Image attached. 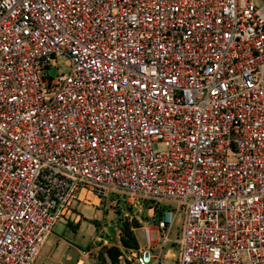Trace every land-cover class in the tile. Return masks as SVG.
Listing matches in <instances>:
<instances>
[{
	"label": "built area",
	"instance_id": "obj_1",
	"mask_svg": "<svg viewBox=\"0 0 264 264\" xmlns=\"http://www.w3.org/2000/svg\"><path fill=\"white\" fill-rule=\"evenodd\" d=\"M87 193L151 205L119 264H264L260 0H0V264Z\"/></svg>",
	"mask_w": 264,
	"mask_h": 264
},
{
	"label": "rangeland",
	"instance_id": "obj_2",
	"mask_svg": "<svg viewBox=\"0 0 264 264\" xmlns=\"http://www.w3.org/2000/svg\"><path fill=\"white\" fill-rule=\"evenodd\" d=\"M264 5V0H260ZM257 3V1H256ZM59 70V71H58ZM68 70L63 64V59L55 69L51 70V74H57L60 71ZM88 200L91 202L93 194L87 193ZM105 199L100 201V206L75 202L74 207L77 212L88 217L83 219L79 225L74 228L66 225L65 218H60L54 224L52 233L46 239L41 252L37 256L36 264H77V260L82 257L79 250H88V258L93 259L91 264H103L102 259L98 258L100 251L103 250L101 238H108V241L116 243L119 240L121 224L123 221L141 220V224H146L151 227V238L153 241L157 239L155 230V221L150 216L151 211L148 210L150 204L145 202L143 206L128 207L124 204V199L117 195H105ZM94 199L98 201L95 197ZM115 200L118 205L112 206L110 200ZM121 211V209H123ZM127 213V217L124 214ZM130 219V220H128ZM97 220V221H93ZM139 222V221H138ZM73 224V222L71 221ZM179 221L173 224L172 235L178 234L177 227ZM135 238L139 245H144V237L142 228H136L134 231ZM174 237V236H173ZM168 245L165 246L167 248ZM175 248H171L170 253L174 252ZM88 262L90 259L87 260ZM85 260V264H88ZM104 264H110L106 257ZM161 264H174L172 260H164L161 258Z\"/></svg>",
	"mask_w": 264,
	"mask_h": 264
},
{
	"label": "crops",
	"instance_id": "obj_3",
	"mask_svg": "<svg viewBox=\"0 0 264 264\" xmlns=\"http://www.w3.org/2000/svg\"><path fill=\"white\" fill-rule=\"evenodd\" d=\"M84 195V194H83ZM98 201H96L95 199H94V197H93V199H92V201L90 202L89 200H88V198L87 199H83V200H81V201H76V202H79V203H84V204H89L90 203V205H93V206H95V207H99L100 206V201L102 202V200H107V199H105L104 197H99V196H97V195H93ZM144 204H142V206H143ZM151 206V205H150ZM148 210H150V207L148 208ZM88 217H86V216H84L83 214H79L78 212H77V210L75 209V207H74V204H73V206H72V213L70 214V216H68V217H65V219H66V221H65V223H66V225H68V227H71V228H74V226L75 225H79V223L83 220V219H87ZM128 220H130V219H128ZM71 221L73 222V224L71 223ZM94 222L95 221H97V220H93ZM139 221V223H140V226H138V227H132V230H133V233H134V231H135V229L136 228H142L143 227V225L141 224V220H138ZM121 226V225H120ZM151 228V227H150ZM119 237H120V234H119ZM101 238V241H102V244L101 245H105L106 247H110V246H116V247H118V249H119V251H120V247L122 246L120 243H119V241H117L116 243H112L111 241L109 242L108 241V238H102V237H100ZM138 243V242H137ZM139 245V244H138ZM44 246V245H43ZM43 246L41 247V249L43 248ZM104 247V246H103ZM41 249H40V251H39V253L41 252ZM102 251V250H101ZM100 251V252H101ZM79 252L81 253V255H82V257L81 258H79L78 260H77V264H85V260L87 261L88 259H90V261L88 262V264H91L92 262L91 261H93V259H91V258H88V253H89V251L86 249V250H79ZM39 253H38V255H39ZM120 253V252H119ZM102 255V256H101ZM119 256V255H118ZM106 257L109 259V257H108V255L105 253V252H103L102 254H100L99 255V259L101 258L102 259V261L101 262H103V264L105 263V261L104 260H106ZM109 261H110V264H113L112 262H111V260L109 259ZM97 264H100V263H97ZM117 264H119V257H117Z\"/></svg>",
	"mask_w": 264,
	"mask_h": 264
},
{
	"label": "trees",
	"instance_id": "obj_4",
	"mask_svg": "<svg viewBox=\"0 0 264 264\" xmlns=\"http://www.w3.org/2000/svg\"><path fill=\"white\" fill-rule=\"evenodd\" d=\"M156 215L159 216L160 212H156ZM140 226V223L137 220H131L129 221H123L121 224V230H120V237H119V243L124 247H138L137 240L135 238V235L133 233L132 227H138ZM105 252L111 262L113 264H117V257L120 254L118 247L116 246H110V247H103V250L100 252L102 254ZM102 256V255H101Z\"/></svg>",
	"mask_w": 264,
	"mask_h": 264
}]
</instances>
